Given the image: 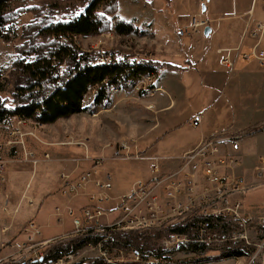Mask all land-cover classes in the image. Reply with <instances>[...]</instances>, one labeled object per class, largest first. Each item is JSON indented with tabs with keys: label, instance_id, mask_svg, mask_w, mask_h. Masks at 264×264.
I'll use <instances>...</instances> for the list:
<instances>
[{
	"label": "rangeland",
	"instance_id": "374dc122",
	"mask_svg": "<svg viewBox=\"0 0 264 264\" xmlns=\"http://www.w3.org/2000/svg\"><path fill=\"white\" fill-rule=\"evenodd\" d=\"M28 4L37 5L36 0H30ZM203 5H205V11L202 9ZM249 11H254L251 0H211L210 2L209 0H119L115 17L132 23L143 31V35L118 37L109 32L95 37L77 39L76 44L85 52H95L100 55L119 51L121 54H133V60L136 61H150L157 58L178 67L187 66L186 64L189 63L193 67L191 70L197 74L196 67L202 60L203 54L206 60L207 58L211 60L220 58L217 48L225 44L227 26L236 16L244 20ZM191 19L206 23L205 27H213L215 33L205 38L203 36L204 27L193 33L188 31L187 34L186 30L190 28ZM34 21L32 14H22L16 25L17 36L11 37L8 41L0 40V73L3 76H8L16 59L17 50L24 43L21 38L22 27ZM238 21L236 20L235 24ZM263 31L264 29L261 33ZM259 40L261 44V35ZM259 49L264 51L262 45ZM104 61L108 62L110 58H104ZM238 69L240 68H236ZM187 74L189 73L163 71L159 75L161 76L160 83L158 77L152 82H140L132 90L113 93L111 103L106 108L94 107L93 94H88L82 105L89 111L68 120L58 121L49 127H38L23 122L19 124L16 121L0 126V163L5 164L4 180H0V264H15L29 258H39L47 244L74 234V218L67 214L61 216V207L52 211L54 206L61 204L60 200L63 201L57 195L60 187L58 174L66 169L62 167V163L56 166L51 164L58 161L43 162L42 155L47 151L55 155L62 152L67 161L65 164L70 165L68 172H74L89 169L101 156L97 154L102 149L112 148V151L105 152L108 156L111 152L115 155L114 153L126 148L127 151L124 150L122 155L133 156L131 159L113 157L114 159H106L103 162V169L112 174L110 177L112 185H116L122 194L128 193L132 184L137 180L147 181L146 179L152 177L151 164L152 167L158 165L166 170L175 166L188 147V143L199 135L201 129L193 128L190 123H184L176 132H169L163 140L164 131L162 130L164 128L159 126L162 121H154V100L159 101L164 98L169 107L167 111L173 110V114L179 112L180 115H186L191 112L192 114L204 112L206 109L204 100L208 101L211 92L204 98L205 90L198 85V81L204 85L203 79L197 80L195 76H190L194 83L189 87L181 85L180 88L171 86L168 81L165 82L170 79L178 83L179 76L185 77ZM153 84L155 87L162 88L163 92L156 93L157 89L149 91V86ZM186 84L188 85V81ZM247 87L253 92L248 98H252L256 90L262 95L264 80L249 83ZM143 92L144 95L141 96ZM131 108L132 111L129 110ZM97 116H107L99 127L95 120ZM67 137H71L74 141L81 140L86 146L81 148L74 145L67 149L55 147V144L64 142ZM159 138L162 141L155 145ZM8 141L16 144L6 146ZM144 150H149L146 156L133 159L136 155L142 156L141 153ZM29 154L33 155L34 160L39 161L37 165L34 166L30 159L25 157ZM181 160L178 161V165L181 164ZM178 165L171 173L178 169L180 166ZM243 183L242 188H244ZM203 184L202 173L198 172L193 193L183 191L178 195L160 186L151 191L146 199L133 205H127V211L118 208L120 204L118 198L115 202L111 199L103 206L109 211L107 216L102 215L97 224L95 222L85 224L83 220L80 221L84 227L86 225L106 227L122 223L119 227L129 228L130 224L125 221L129 216L135 215L144 219L137 223L159 220L162 223L167 218L177 215L170 211L171 208L180 209L182 212L192 205L213 201L215 194H211L209 198L202 196L199 188ZM47 194L52 195L49 199L47 198L42 208H37L39 202ZM30 199L33 203L29 201ZM31 203L34 207L30 205ZM83 203L84 197L74 201L72 207L77 209L78 204ZM111 204H114V207L108 206ZM219 212H224L221 204L210 210L212 214ZM79 213L75 214L78 218ZM66 218L68 223H64ZM29 224L34 225L38 232L37 235L33 236ZM54 225H59V229L53 228ZM246 238L250 243L258 246L256 260L252 261L250 257L245 260H220L207 264H264V242L259 241L253 233H248ZM174 244L176 243L173 240H168L162 242L161 246L172 248ZM100 256L99 248L85 247L75 257L69 256L66 264H77L82 260ZM168 257L172 261L194 258L184 252H175ZM129 259L124 264H137L132 257ZM123 261L119 260L117 263L110 264H123ZM57 264H65V262L60 261Z\"/></svg>",
	"mask_w": 264,
	"mask_h": 264
},
{
	"label": "trees",
	"instance_id": "16d2710c",
	"mask_svg": "<svg viewBox=\"0 0 264 264\" xmlns=\"http://www.w3.org/2000/svg\"><path fill=\"white\" fill-rule=\"evenodd\" d=\"M29 1L0 0V40L17 36L16 25L22 14L30 13L35 18L22 27L24 43L17 50L8 76L0 73V126L12 121L52 126L89 111L82 105L88 94H93L94 107L106 108L114 92L132 90L140 82H152L163 71L184 73L193 68L189 63L187 67H178L157 58L136 61L133 54L119 51L100 55L81 50L76 44L80 38L109 32L118 37L143 35L132 23L115 17L119 0H36L34 6ZM154 89V84L149 86V91ZM262 130L264 122L242 136ZM213 205H193L155 227L90 229L55 240L45 246L39 258L15 264H66L85 247L99 248L101 256L77 264H110L119 260H124V264L133 256L138 257L137 264H207L250 258L254 246L244 240L222 242L220 237L255 229L264 239V224L259 225L255 219L245 222L232 214L210 215L208 210ZM201 226H206L202 236ZM175 238L179 241L172 248L161 246ZM175 252L194 258L172 261L168 255Z\"/></svg>",
	"mask_w": 264,
	"mask_h": 264
},
{
	"label": "crops",
	"instance_id": "0c3cea01",
	"mask_svg": "<svg viewBox=\"0 0 264 264\" xmlns=\"http://www.w3.org/2000/svg\"><path fill=\"white\" fill-rule=\"evenodd\" d=\"M210 1L211 0H209V2ZM251 1H252V5H254V11H249L248 15L244 17V20L241 19L239 16L234 17V19L232 20L233 22L229 24L226 28L227 34H226V38H225L226 41L224 46L217 48V51L219 49L233 51L232 66L230 68H228L225 64L221 63L220 54H219L220 58L216 60H211L208 58L206 60V57L203 54L202 60L199 62V65L196 67L197 74L193 70L191 71L189 70L187 72H184V73H189L185 77L179 76L178 83H174L170 79L165 80V82L168 81L171 86L180 88L181 85H184L185 87H189L192 83H194L190 78V76H195L197 80L200 78L203 79L205 81L204 85H202V82L199 83V81H198V85L200 86L201 89L205 90L204 98L208 96L209 92H211V96L208 99V101L206 99L204 100V103H206L205 111L201 113L194 112L193 114L191 112L186 115H180L179 112L173 114V110L167 111L169 107L167 106L168 104L164 98L160 99L159 101L155 99L154 109H153L154 121L155 122H158L159 120L162 121V123L159 126H161V128H164V130H162L164 131L162 134L163 138L161 137L163 140L169 132H176L184 123L192 124V119L195 116L201 117V124L198 127L192 126L193 128L201 129L199 135L194 140H191L188 143V147L185 149L183 155L179 158L178 161H180L185 155L195 150L201 143L209 141L210 138H214L216 134L227 132L231 135L241 137L237 143L238 145L237 151H232L231 147L227 144H221L220 154L223 156H232L238 160V165L235 166L232 171L227 172V178L229 181L242 180V183L244 181L243 183L244 188L241 194L236 193L228 198V200L230 199L228 207L233 208L234 205L239 204L240 205L239 217L242 220L257 219L260 217H264V168L260 170L261 169L260 164L264 165V130L260 132H256L255 134H251L249 136H242V134L249 128L264 122V92L261 95L256 90L254 92V96L252 98H248L253 94V92L249 87H247L249 83L264 80V65H260L258 62L252 59L244 60L241 56L244 54H249L250 49L257 44L259 45V48H261V45L262 47H264L263 46L264 31L261 33L262 29H264V2L263 0H251ZM236 20L239 21L235 24ZM210 29H211V33L209 37H211L212 34L215 33L213 27H211ZM253 33H256L257 37H253ZM260 35H261V44L259 40ZM238 67L240 69L236 70V68ZM158 77L160 83L161 76ZM186 81H188V85L186 84ZM156 89H157L156 93L163 92L162 88L156 87ZM116 93H120V91ZM253 102H257V103L254 104ZM129 110L132 111V108ZM106 117L107 116H97V119L95 120L96 123L98 124V127L100 123H102L103 120H105ZM161 138L157 140L155 145L158 144ZM111 149L105 148L99 151L97 155L100 154L101 156H99V158L97 159L101 161V165L99 167V171H100L99 179L109 180L112 187L111 191L109 192V197H110L109 201L111 199H114L115 202L116 198H118V200L120 201L122 197L129 195L133 191V186L136 182L132 184L129 192L126 194L125 193L122 194L118 190L116 185H112L110 179L112 174L110 171L103 169V162L106 161V159L107 160L114 159L113 157L115 158L124 157L126 159L128 158L131 159L133 156L129 157L127 155L125 157V155L122 154L121 156H115L112 155V152L108 156H106L105 152L107 150L112 151ZM122 150L127 151L126 148ZM144 151L146 152L141 154L142 156L136 155L135 158L133 159H141V157L146 156V153L149 152V150H144ZM46 153H50L51 155L55 156V154H52L51 152L47 151ZM178 161L176 162L175 166L172 167L170 170H166V168L164 167L162 168L158 165H154L152 167L151 164L150 172L151 169L153 172V168L157 167L161 174H165V175L169 173L171 174L173 169L177 167ZM51 164L56 166L61 163L57 162ZM62 164H63L62 167H65L66 170L60 171V173L58 174L59 180L61 173H69L68 166L70 165H66L65 163ZM150 179L151 178H148L146 180L149 181ZM204 184L199 189L201 190V193L203 195H207ZM58 190H60V187ZM96 192L97 191L94 185L92 183H88L85 184L82 187V189H80L76 193L75 196L69 198H62L57 193L59 198L63 199V201L60 200L61 204L58 206H54L52 211H55V208L57 207H61V211H60L61 216H65V214L69 215L68 214L69 212H73L74 214H76L77 212L79 213L81 209H83L88 205L89 196L95 195ZM51 195L52 194L45 195L43 200L39 202L37 208L39 209L42 208L45 204V201L48 200L51 197ZM83 197H84V203L78 204L77 209L73 208L72 203L74 201H78L79 199H83ZM29 201L32 202L31 199ZM32 203L30 204L31 206ZM108 206L114 207V204ZM32 207H34V204ZM34 214L36 213L34 212ZM68 222L69 221L66 218L64 223H68ZM53 228L59 229V225H54ZM238 259L245 260L247 258L244 256Z\"/></svg>",
	"mask_w": 264,
	"mask_h": 264
},
{
	"label": "built area",
	"instance_id": "2783aa9c",
	"mask_svg": "<svg viewBox=\"0 0 264 264\" xmlns=\"http://www.w3.org/2000/svg\"><path fill=\"white\" fill-rule=\"evenodd\" d=\"M206 23L198 22L196 19H191L189 24V29L186 30V33L189 32H196L200 28H204ZM184 34V33H183ZM253 37H257L256 33H253ZM218 54L221 55V62L225 64L228 68L232 66V53L233 51H224L219 49L217 51ZM244 60H255L260 65H264V51L259 49V45H255L251 48L249 54L241 55ZM115 93V92H114ZM21 124V122H19ZM201 124V117L195 116L192 119V126L198 127ZM11 137L14 135H10ZM241 137H237L235 135H231L227 132H222L216 134L214 138L209 141L201 143L195 150L190 152L189 154L185 155L182 160L181 164L176 171L171 174L164 176L160 173L157 167L153 168V175L149 181H138L133 186V191L120 199V204L118 208L122 211H127V205L135 204L139 201L146 199L151 191L158 189L160 186H163L165 190L173 191L175 194L180 195L183 191L186 193H193L196 187V175L198 172L202 173L203 181L205 183V189L207 195H203L204 198H209L211 194H215V198L211 202L206 203H214L213 208L218 207L221 204L224 212H219L217 214L210 213V215H220V214H232L235 217L239 218V209L240 205L236 204L233 208H229L228 204L230 199L228 198L233 194H240L243 192V188L241 186L242 180H233L229 181L227 178V172L232 171L235 166L238 165V160L232 156H223L220 154V147L221 144H227L231 147L232 151L238 150V140ZM14 142L8 141L6 146H13ZM20 144V143H18ZM76 145L77 147L84 148L85 142L82 141H74L71 137H68L64 142H60L55 144V147L59 148H67ZM123 150L116 152L115 156H121ZM26 158L30 159V162L35 166L39 163L38 160L33 159V155L29 154L25 156ZM43 162H52L58 161L60 163H66V158L63 153L56 154L55 156L51 155L50 153H44L42 155ZM65 161V162H64ZM101 165L100 160H96L94 164L87 170H76L74 172L69 173H61L60 175V190L59 195L65 198H69L75 196L76 193L82 189L85 184L92 183L96 189V194L93 196H89L88 198V205L80 210L79 218L75 216L73 212H69L68 214L74 218V225L75 230L74 234L83 233L88 230H96L102 231L105 228L111 227H119L122 223H115L110 226L101 227L95 226L90 227L86 225L85 227L81 223L83 220L85 224L89 222L98 223V219L105 215L107 216V210L103 206L108 203L110 197L109 192L111 191V184L107 179H99V167ZM262 170L264 168L263 164H260ZM4 172H5V164L0 163V180H4ZM260 172V171H258ZM196 205V204H195ZM193 206V205H192ZM191 207V206H190ZM189 208V207H188ZM186 210V209H185ZM170 211L174 214H179V210H174L173 208ZM170 218V217H169ZM168 219V218H167ZM166 219V220H167ZM81 220V221H80ZM164 220V221H166ZM242 220V219H240ZM253 219H247L242 221H249ZM259 223V225L264 224V217H260L255 219ZM144 221L143 218H138L135 215L129 216L126 219V223H129V228L123 229H135L141 227H155L160 225V221H148V222H139ZM163 221V222H164ZM162 222V223H163ZM30 230L33 232V236L37 235L38 232L35 229L33 224L28 225ZM206 226H201L200 236L205 233L203 230ZM248 233H253L256 235L257 239L261 242H264V239H261L259 233L252 229L251 231H247L242 234H233L232 236H221L220 241L227 242V241H237V240H244L248 245L254 246L255 251L251 256V260H256V256L258 253V246L256 244L250 243L249 240L246 238ZM71 236V235H69ZM68 237V236H66ZM65 238V237H62ZM175 243L179 241V239H173ZM263 256H264V245H263ZM134 261H138L137 256H133Z\"/></svg>",
	"mask_w": 264,
	"mask_h": 264
},
{
	"label": "water",
	"instance_id": "95a60500",
	"mask_svg": "<svg viewBox=\"0 0 264 264\" xmlns=\"http://www.w3.org/2000/svg\"><path fill=\"white\" fill-rule=\"evenodd\" d=\"M205 1H208V0H205ZM202 9H203V11H205V5L202 6ZM210 33H211V29L209 27H205L204 31H203V36L205 38H208Z\"/></svg>",
	"mask_w": 264,
	"mask_h": 264
}]
</instances>
